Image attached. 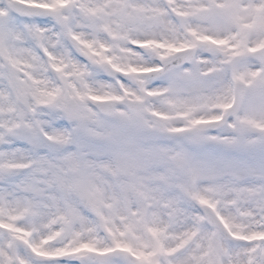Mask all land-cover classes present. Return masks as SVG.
<instances>
[{
	"label": "snow or ice",
	"instance_id": "obj_1",
	"mask_svg": "<svg viewBox=\"0 0 264 264\" xmlns=\"http://www.w3.org/2000/svg\"><path fill=\"white\" fill-rule=\"evenodd\" d=\"M0 264H264V0H0Z\"/></svg>",
	"mask_w": 264,
	"mask_h": 264
}]
</instances>
